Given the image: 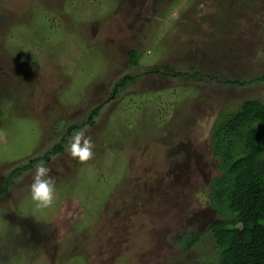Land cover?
<instances>
[{"label": "rangeland", "instance_id": "374dc122", "mask_svg": "<svg viewBox=\"0 0 264 264\" xmlns=\"http://www.w3.org/2000/svg\"><path fill=\"white\" fill-rule=\"evenodd\" d=\"M126 73L140 75L113 91ZM263 73L264 0H0V264H204L208 233L188 250L175 239L217 217L211 126L220 107L264 103ZM79 129L83 162L66 151ZM41 162L46 208L29 193Z\"/></svg>", "mask_w": 264, "mask_h": 264}, {"label": "trees", "instance_id": "16d2710c", "mask_svg": "<svg viewBox=\"0 0 264 264\" xmlns=\"http://www.w3.org/2000/svg\"><path fill=\"white\" fill-rule=\"evenodd\" d=\"M126 55L128 63L138 67V49L130 48ZM181 73L174 71L175 75ZM200 73L191 71L189 74L195 77ZM139 75H122L112 90L126 87ZM207 76L206 79H215L213 75ZM256 79L264 81V73ZM220 81L242 86L248 80L220 78ZM101 106V103L96 104L90 109L85 124L101 111ZM80 126L72 124L66 131ZM63 140L53 144L51 152L61 151ZM209 140L211 154L218 158L219 173L211 178L206 195L217 217L206 224L205 230L190 226V230L183 231L175 241L183 250H188L208 233L214 254L205 257L204 264H264V103L258 98H246L227 110L220 107ZM29 166L30 163H26L15 167L11 174ZM8 183V180L4 182L0 193Z\"/></svg>", "mask_w": 264, "mask_h": 264}, {"label": "clouds", "instance_id": "9594fccd", "mask_svg": "<svg viewBox=\"0 0 264 264\" xmlns=\"http://www.w3.org/2000/svg\"><path fill=\"white\" fill-rule=\"evenodd\" d=\"M93 147L91 137L85 134V129H79L71 135L66 151L71 157L83 162L92 157ZM50 171L51 169L45 166L43 162L35 166L32 182L29 185V193L36 208H46L53 202L56 188L54 179L49 175ZM8 234L9 229L6 223H0V241L5 240Z\"/></svg>", "mask_w": 264, "mask_h": 264}]
</instances>
